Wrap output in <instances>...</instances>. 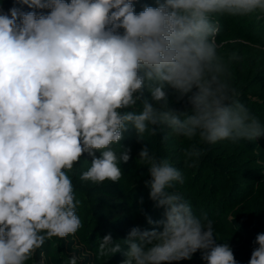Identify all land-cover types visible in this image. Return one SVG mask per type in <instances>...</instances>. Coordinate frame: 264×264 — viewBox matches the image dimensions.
<instances>
[{
  "label": "clouds",
  "instance_id": "1",
  "mask_svg": "<svg viewBox=\"0 0 264 264\" xmlns=\"http://www.w3.org/2000/svg\"><path fill=\"white\" fill-rule=\"evenodd\" d=\"M136 2L0 4V264H27L46 241L75 236L83 227L75 166L87 153L81 181L119 182L130 149L118 154L114 145L129 129L143 145L137 161L164 218L149 217L155 227H133L119 242L104 235L97 255L173 264L201 251L206 264H238L230 245L217 243L212 219L195 215L172 190L183 173L158 158L146 137L161 125L208 145L264 136L233 86L232 66L242 57L221 52L215 39L219 18L264 20V0H155L139 12ZM170 91L184 110L172 106ZM182 153L185 167H194L202 150L192 143ZM254 244L248 264H264V233Z\"/></svg>",
  "mask_w": 264,
  "mask_h": 264
},
{
  "label": "trees",
  "instance_id": "2",
  "mask_svg": "<svg viewBox=\"0 0 264 264\" xmlns=\"http://www.w3.org/2000/svg\"><path fill=\"white\" fill-rule=\"evenodd\" d=\"M149 2L150 0H137L136 11H141L143 6L145 4L148 5ZM0 4L7 10L13 6V0H0ZM25 10L28 11L30 9H27L25 6ZM219 21L221 24L219 27L222 30H229L237 19L219 18ZM262 21V26L258 25L255 31H258L259 37L264 39V20ZM235 75L237 77L233 78L234 87L237 85L238 80H242L244 73L238 68L234 72L233 77ZM246 76L248 75L246 74ZM145 95L149 94L145 92ZM170 101L172 102V106L178 109L184 110L186 107L185 101ZM239 102L244 103L246 107L251 105L250 100L244 95L239 96ZM262 126L264 125L262 124ZM186 141V138L176 136L171 129L164 125L160 126L158 134L155 137H146L149 147L158 158L163 159H168V151H171L173 148L182 147ZM121 143H125L130 147L134 159L137 161L138 153L143 145L137 141L134 130L129 129L125 133V139ZM199 145L202 155L198 160V164L203 162L212 169V175L205 174V180L211 178V182L216 181L215 188H220V178H225L231 168L217 161V156L214 154L217 149L216 147L224 145L229 149H234L243 156L242 158H245L244 160H247L248 158L246 157L264 150V136L255 140H224L212 145L201 143ZM99 155L97 152L96 156L99 157ZM91 160L92 157L85 153L75 166L73 175L76 198L81 201L77 214L82 220L83 227L75 236L70 235L66 239L53 237L51 240L46 241L42 249L37 250L36 254L27 264H68L69 257L72 255L79 258L78 264H121L122 260L125 259L122 253H117L113 256L97 255L100 238L111 234L117 242L124 240L129 231L133 227L138 226L139 207L147 199L146 197L141 198V196L133 193L129 188V174L127 173L129 169L127 163L124 162H121L119 165L123 173L119 182L106 181L103 185H94L91 182L81 181L79 178L80 174L88 169ZM138 167L140 168L141 166L139 165ZM138 167L134 169H138ZM140 170L146 176V181L149 180L150 176L148 175L147 168L142 166ZM198 176L199 174L197 173L196 179H198ZM146 181L144 188L148 192L150 188L146 185ZM225 184L226 182L223 180L222 185ZM250 185L254 184L251 183ZM230 187L232 188L230 191L232 202L228 208L220 205L218 209L220 214L217 217L218 221L216 222L217 226H215V230L225 243L231 244L238 264H248L251 252L256 245L250 249L237 248L246 237H251L254 241L257 234L264 233V188L260 182L254 190L250 189L251 186L236 189L232 185ZM146 205L149 209L156 204L154 201L151 203L148 201ZM153 211L154 213L151 216L153 221L164 218V209L162 207L155 206ZM145 227L149 228L148 223L143 226V228ZM124 250H126V246H124ZM41 252L44 253L43 257L40 255ZM191 262L194 264H206L202 260L201 251H197L192 256Z\"/></svg>",
  "mask_w": 264,
  "mask_h": 264
},
{
  "label": "rangeland",
  "instance_id": "3",
  "mask_svg": "<svg viewBox=\"0 0 264 264\" xmlns=\"http://www.w3.org/2000/svg\"><path fill=\"white\" fill-rule=\"evenodd\" d=\"M148 5L155 6V0H150ZM262 22V20L255 22L247 19H237L229 30H222L219 27L220 30L215 39L221 52L235 51L238 56L242 57L239 62H235L232 66L233 74L238 68L244 73V77L242 80H238L235 87L238 89L240 95H244L250 100L251 105L247 108L264 125V51L261 50L264 49V39L259 37L258 31H255L258 25L262 26ZM218 25H221L219 20ZM257 43L261 45V49L254 47ZM246 74L248 76H246ZM235 77H237V75L233 78ZM169 99L177 100L176 95L171 91ZM192 143H196L197 147L200 148V143H198V139L196 138L192 141L187 140L182 147L173 148L171 151L167 152L168 160L179 169L184 176V182L182 184L176 182L172 190L179 193L192 205L195 215L200 216L201 213L209 215L208 217L213 221L217 243H225L215 230V226H217L216 222L218 221L217 217L220 214L218 209L220 205H224L226 208L230 206L232 202V197L230 195L232 188L230 185L235 187V189L251 186L250 189L254 190L260 182L264 188V150L250 155L246 157L248 158L247 160H244L245 158H242L243 156L236 150L229 149L224 145H218L219 147H216L217 149L214 153L217 156V161L229 166L231 170L225 178H220V188H215L216 181L211 182V178L205 180V174L212 175V169L205 165V163L202 162L198 164L197 161L194 167H185L182 149ZM114 147L118 154L123 149H130L125 143L114 145ZM138 166L139 164L135 161L130 149V159L127 162V167L129 169L127 172L129 174V188L133 193L141 196V198L146 197L147 199L139 207L138 226L142 230H151L155 226L149 224V228H143V226L148 223V218L153 215V210L156 205L151 206L149 209L146 205L148 201L151 203L152 200H150V191L146 192L144 188L146 176L143 175L140 170L142 166L140 168ZM137 167L138 169H134ZM197 173L199 174L198 179H196ZM223 180L226 182L225 185H222ZM251 183L254 185H250ZM229 245L232 248L231 244ZM254 246L253 238L246 237L243 239L242 243L238 245L237 249H250ZM173 264L194 263L191 262L190 259L173 262Z\"/></svg>",
  "mask_w": 264,
  "mask_h": 264
}]
</instances>
